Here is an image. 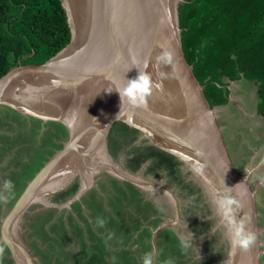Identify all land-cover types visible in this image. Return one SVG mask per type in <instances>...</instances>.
Here are the masks:
<instances>
[{"label": "water", "instance_id": "1", "mask_svg": "<svg viewBox=\"0 0 264 264\" xmlns=\"http://www.w3.org/2000/svg\"><path fill=\"white\" fill-rule=\"evenodd\" d=\"M98 1L60 0L69 26L68 43L40 64H22L21 58L0 76L1 107L27 117L59 122L68 134L1 218V242L21 264H35L30 254L10 237V230L41 188L49 186L54 190L77 175L85 185L87 176L91 179L99 170L145 185L104 159L109 133L118 127L130 132L135 142L158 150L190 172L187 158L201 159L196 152H202V159L207 162L205 173L191 174L201 180L214 199L217 193H223L224 186L232 188L231 195L242 205L238 218L246 217L248 230L257 236L247 252L230 247L226 264H260L254 191L247 173L232 164L214 107L208 105L203 86L184 59L175 0H154L152 6L145 8L141 0H121L123 7L118 13L126 18L120 24L97 12L98 4L101 8ZM130 3L134 11L129 9ZM111 30L118 35H112ZM68 50L72 56L66 59L63 54ZM163 50L173 54V64L160 68L169 74L163 80V90L154 92L147 109L121 103L116 90L139 72L132 58L148 62L145 71L155 80L152 65ZM73 119L75 125L69 127Z\"/></svg>", "mask_w": 264, "mask_h": 264}, {"label": "rangeland", "instance_id": "2", "mask_svg": "<svg viewBox=\"0 0 264 264\" xmlns=\"http://www.w3.org/2000/svg\"><path fill=\"white\" fill-rule=\"evenodd\" d=\"M180 1L175 0V11ZM253 88L250 81L229 82L232 96L225 107L213 106L236 168L255 166L253 149L264 143V114L258 116L262 126L251 127L260 133L257 138H251L250 120H244L256 101L251 99ZM67 135L59 122L29 118L0 106V193L5 180L14 185L11 194L4 193L7 203L0 201V217ZM132 137L112 128L104 159L145 185L124 181L108 170L97 171L91 179L87 176L85 185L77 175L54 190L39 189L19 214L10 237L35 264H142L147 252L153 254L154 264H226L231 246L206 186L189 170ZM234 139L242 145L244 159H238ZM98 218L106 221L103 227L97 225ZM259 227H264L261 215ZM182 239H191L186 252ZM0 247L4 248L0 264H21L1 240Z\"/></svg>", "mask_w": 264, "mask_h": 264}, {"label": "trees", "instance_id": "3", "mask_svg": "<svg viewBox=\"0 0 264 264\" xmlns=\"http://www.w3.org/2000/svg\"><path fill=\"white\" fill-rule=\"evenodd\" d=\"M177 16L181 51L208 105L226 103L229 82L246 80L264 110V0H181ZM69 37L60 0H0V76L21 58L44 62Z\"/></svg>", "mask_w": 264, "mask_h": 264}, {"label": "clouds", "instance_id": "4", "mask_svg": "<svg viewBox=\"0 0 264 264\" xmlns=\"http://www.w3.org/2000/svg\"><path fill=\"white\" fill-rule=\"evenodd\" d=\"M133 66L137 67L139 72L136 78L127 79V83L123 88L118 89L120 101L126 102L128 105L134 108L147 109L149 98L153 96L155 91L163 90V80L169 78V74L161 71L162 65L173 64V54L168 50H163L155 57V63L152 65L155 69L157 79H153L152 74L145 71L148 68V62H141L137 57L132 58ZM95 118V117H94ZM75 125V120L69 121V127ZM203 153L196 152V157H188L186 163L189 165L191 172L195 175H204L207 167V162L202 159ZM261 182H264L262 180ZM223 183V181H222ZM224 185V183H223ZM13 182L11 180H5L3 183L4 193L11 194L13 190ZM231 189L224 186L223 193H217L214 199L215 212L219 217V224L225 230V234L228 238L230 246L233 250H240L247 252L256 242L257 236L252 231L248 230L246 223V217H239L238 212L241 209V202L231 195ZM0 193V201L7 203V195ZM106 221L102 218L97 219V225L103 227ZM109 233L107 239L112 238ZM107 246V240L105 241ZM181 247L186 252L191 247V239H182ZM4 248L0 247V262L3 260ZM142 264H154V257L151 252H147L142 257ZM165 264H171V261L165 262Z\"/></svg>", "mask_w": 264, "mask_h": 264}, {"label": "crops", "instance_id": "5", "mask_svg": "<svg viewBox=\"0 0 264 264\" xmlns=\"http://www.w3.org/2000/svg\"><path fill=\"white\" fill-rule=\"evenodd\" d=\"M251 84H252V87H254L253 88V93L251 91V93L253 94L251 99H254L256 101H255V104L253 103L254 106H252L250 113L247 114L245 112L246 117H244V120H247V121L250 120V123H249L250 124V133H249V135L251 136V138H257L259 132H256V131L253 132L251 127H252V125H255V126L261 125L262 126V123L259 122L260 120H258V116H260V117H261V115L263 116L264 112L262 113V111H259L258 110V107H257L258 99H257V95L255 93L256 92L255 86L253 85L252 82H251ZM231 93H232L231 90H229L227 97L229 95L232 96ZM243 94H245V93L243 92ZM248 100H250V99L248 98ZM235 101H240V100L237 99ZM250 101H251V104H252V100H250ZM223 107H225L224 104H223ZM222 116L225 117L223 114H222ZM231 140H233V139H231ZM234 141H235V147H236V155H237L238 159H240V160L241 159H244L243 158V154H241L243 152L242 145L241 144H238L237 139H234ZM252 153H253L252 158L253 159H256L258 161V163L255 166H250L249 164H247V165H245V168L244 169L242 168V166L241 167H237V168L241 172L248 173V178H249L248 180L251 183L250 185H251V188L254 191V195H255V198H256V209L257 208H261V210H258L257 211V214L261 215V220H262V223L264 225V200H263V202H260L258 200L259 194H263L262 197H264V182H261L262 180H264V173H263L264 172V169H263V165H264V143L261 144V145H259L257 148L253 149V152ZM1 218L2 217H0V220H1ZM257 226H258V230H259L258 239H259V243L261 245V247L259 246L260 256H261V254H263L262 261L264 263V236L263 237H260V235L264 234V227H262V228L259 227V217H257ZM260 264H261V262H260Z\"/></svg>", "mask_w": 264, "mask_h": 264}, {"label": "bare ground", "instance_id": "6", "mask_svg": "<svg viewBox=\"0 0 264 264\" xmlns=\"http://www.w3.org/2000/svg\"><path fill=\"white\" fill-rule=\"evenodd\" d=\"M153 1L154 0H141V6L143 8L145 7H149V4L150 6L153 5ZM84 2H88V0H84ZM98 2H101V8L98 4V13H100V15L103 16V14H107V16L109 17L110 21L112 23H116V24H120L121 21L123 20V18L125 19L126 16H123L121 14L118 13V10L119 9H122L123 7V1L121 0H100ZM126 3V2H124ZM131 5L129 6V9L130 10H133L134 11V7L132 8V3H130ZM102 9V10H101ZM115 11V12H114ZM96 12V13H97ZM111 33L112 35H118V32L115 30V33L112 32L111 30ZM72 56V51L71 50H68L66 53L63 54V57L68 59V57H71Z\"/></svg>", "mask_w": 264, "mask_h": 264}, {"label": "flooded vegetation", "instance_id": "7", "mask_svg": "<svg viewBox=\"0 0 264 264\" xmlns=\"http://www.w3.org/2000/svg\"><path fill=\"white\" fill-rule=\"evenodd\" d=\"M29 118H31V117H29ZM109 137V136H108ZM133 138V137H132ZM107 146H108V143H107ZM174 161V160H173ZM175 162V161H174ZM175 164L176 165H179L177 162H175ZM89 179V178H88ZM99 182H102V181H99ZM101 187H103V184L101 183ZM257 211H258V209H257ZM257 217H259V214H257ZM260 247H261V245H260ZM262 259H263V254H261V256L259 257V261L261 262V264H264L263 263V261H262Z\"/></svg>", "mask_w": 264, "mask_h": 264}]
</instances>
